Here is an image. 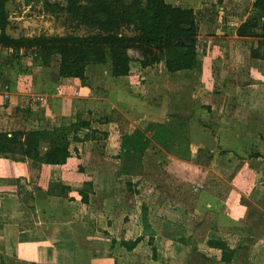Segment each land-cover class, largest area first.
I'll return each instance as SVG.
<instances>
[{"label":"crops","instance_id":"1","mask_svg":"<svg viewBox=\"0 0 264 264\" xmlns=\"http://www.w3.org/2000/svg\"><path fill=\"white\" fill-rule=\"evenodd\" d=\"M166 2L196 13L197 49L203 61L200 71L170 75L164 64L143 69L137 62L141 52L131 50L134 61L127 77L111 76L107 63L88 68L89 86L73 78L54 84L29 59L22 64L28 69L26 83L15 73L7 80L10 99L0 100V133L68 126L79 118L92 122L99 133L94 141L71 146L73 156L61 166L38 169L28 161L0 157V264H124L156 238L140 234L130 239L126 235V227H131L126 213L136 199L132 195H145L148 189L173 205L178 216L161 218L162 224L174 229L159 236L170 238L177 250L173 257L162 259V264H183L185 250L192 264H264V60L251 58L257 39L249 47L240 40L251 38L236 33L251 16L255 0ZM172 113L192 114L194 159L185 161L164 150H148L143 161L157 154L151 159L164 163L160 173L155 177L145 171L123 176L117 160L122 136L145 130L150 124H164ZM45 150L44 144L42 154ZM115 160L118 167L113 171L112 165L103 167ZM170 164L198 176L215 174L230 188L228 198L221 201L201 188L194 190L199 193L194 207L168 198L157 186ZM139 176L137 183L129 180ZM123 179L129 181V189ZM72 181L78 182L73 185ZM89 181L94 182V191L90 202L83 204L78 190ZM59 184L72 190L62 193ZM110 208L121 210L123 217L108 221L98 241L100 247L85 250L83 240L97 238L83 235L79 226L98 228ZM89 211L97 215V221L89 220ZM116 221L126 233L116 235L112 230ZM151 225L154 227L153 222ZM138 238L141 242L131 252L120 245ZM210 240L228 244L234 251L230 262H222V252L210 248ZM105 243L109 245L105 247ZM154 248V261L160 263V248Z\"/></svg>","mask_w":264,"mask_h":264},{"label":"trees","instance_id":"2","mask_svg":"<svg viewBox=\"0 0 264 264\" xmlns=\"http://www.w3.org/2000/svg\"><path fill=\"white\" fill-rule=\"evenodd\" d=\"M8 2L0 0V70L22 68V60L28 55L33 67L39 68L44 78L52 83L73 78L89 86L87 71L93 65L110 63L111 76H129L134 61L129 55L131 50L141 52L142 59L137 62L143 69L164 64L168 74L176 75L200 71L203 66L197 49L199 25L195 11L174 7L166 0H61V3L50 4V12L65 13L67 22L77 31L85 29V35L75 32L64 36L20 38H13L7 32L10 27ZM236 33L239 37L257 39V47L251 49V58L264 60V0H255L251 16ZM54 59L57 60L55 67L52 66ZM0 83L9 84L7 80ZM191 119L192 114L172 113L164 124H150L145 130L122 136L117 157L121 161V174L137 176L142 172L148 150H164L179 159L192 161ZM98 133L92 122L81 118L68 126L3 132L0 133V157L28 161L38 169L45 165L61 166L73 156L71 146L94 141ZM44 144L46 150L42 154ZM198 184L202 191L221 201L228 198L230 188L215 174L207 172L205 177L198 176L172 164L165 168L157 189L168 198L194 207L199 195L194 188ZM57 187L62 193L72 190L60 184ZM93 191L92 181L85 182L78 190L83 204L90 202ZM242 203L248 206L245 199ZM140 242L138 238L120 245L131 252ZM208 246L222 252V262H230L233 257L234 251L223 241L210 240ZM153 257L157 259L155 248Z\"/></svg>","mask_w":264,"mask_h":264},{"label":"rangeland","instance_id":"3","mask_svg":"<svg viewBox=\"0 0 264 264\" xmlns=\"http://www.w3.org/2000/svg\"><path fill=\"white\" fill-rule=\"evenodd\" d=\"M55 3H61V0H9L7 4V11H8L9 20H10V27L8 28V31H7L8 34L13 38L36 37L40 35L64 36V35L75 33V32H77L78 34L85 35L86 34L85 29L82 28L80 31H77V29L74 27L73 24H71L70 22H67L65 13L62 12L59 14H55V13L50 12L49 10L51 9L50 4H55ZM125 33H129V32L125 31ZM240 42H243V44H246L250 47V45H252L255 42V40L254 39H248V40L244 39L243 41L240 40ZM29 59L30 57L27 55V57L23 59L22 64H27ZM54 64H56V61H54ZM13 73L20 74L22 81L26 83L24 79L28 77V69H24V66L22 68H17V69L16 68L15 69L14 68L1 69L0 70V74H1L0 82L9 80V78L11 77ZM101 78L106 83V78H104V75H102ZM121 123L123 124L122 120H121ZM155 155H152V156H155ZM151 157L149 158V156H147L146 161L145 162L143 161V163L145 164V166H143V172L145 171V174L149 173L151 174L152 177H155L154 175L156 173L157 174L160 173L159 171L160 167L164 165V163H161L160 159L152 160ZM152 161H155V163H153ZM111 165H112V168H110V170L113 171L115 168L118 167V161L111 162V163L110 162L105 163L103 164V167L108 168V167H111ZM143 172H140V173H143ZM140 173L138 175H141ZM140 177L141 176L134 177L133 179H129V180L137 183ZM77 182L78 181L76 182L72 181L71 184L75 185L77 184ZM121 182L122 183L126 182L125 186L126 188L129 189V186L127 185L129 181H127V179H123V181ZM199 186L195 187L194 189L199 188ZM148 187L153 188L151 185H148ZM149 190L150 189L146 191L145 195H141V196L138 194L137 196L132 195L133 196L132 198L136 197L134 204H132L129 200L131 211L127 212L126 214L130 216L129 223L131 224H128V226H131V227H126L128 233H126V230L124 229V227H121L118 224V221H116L113 224L114 229L112 230H114L116 235L125 232L126 235L130 239L131 238L136 239L140 234H143V235L147 234V236L153 235L156 237L151 242V244L149 245L144 244V246H142L138 250V252L136 253V256L131 260L129 258V260L125 261L124 264H162V259H165L167 256L173 257V254L177 252V250H175V247L172 244H170V238H165L164 240H162V238L159 236V235L165 236L166 231L164 230L166 229L168 230L174 229L170 227V225L167 226V224H162L161 218L163 217L166 219V215H167L168 218H171L172 220H174L175 217H178L175 213L176 210L174 209L173 205L165 203V200L163 199V197L157 195L153 190L151 191ZM96 205L97 203L94 204L93 206H96ZM107 211H108V214H107L108 216L106 218V221L102 223L103 225L102 224L99 225L98 228L91 227V226L88 228L87 226L85 227L79 226L80 232L83 235H87L89 238H97L96 240L88 239L87 242L84 239L83 240L84 242L81 245H82V248H84L85 250H88V249L92 250L96 247H100L98 241L102 237L101 232H104L106 228H108L107 226L108 221L111 222L114 219H117L118 217H120L121 215V210H118L116 208H110V210L107 209ZM89 214H90L89 220L94 219L97 221L98 217L95 213H92L89 211ZM121 217H123V215ZM150 218H151V223L153 222L154 224V227H152L150 223ZM173 224L175 223L173 222ZM122 238H124V236H122L121 239ZM107 244L109 245V243H105V247L107 246ZM156 246L160 248V252H161V262L160 263L159 262L156 263L153 259V253H152L153 249L152 248ZM187 252L188 251L185 250V252L183 253V257L186 256L185 260L187 259L186 260L187 263L192 264L193 259L192 257L189 258V255L187 257V254H188ZM146 254H147V258L145 257ZM139 259L142 260V263H138ZM185 262L183 264H185Z\"/></svg>","mask_w":264,"mask_h":264},{"label":"built area","instance_id":"4","mask_svg":"<svg viewBox=\"0 0 264 264\" xmlns=\"http://www.w3.org/2000/svg\"><path fill=\"white\" fill-rule=\"evenodd\" d=\"M9 99H10V86L9 85L3 86L0 83V100L5 102V101H8ZM199 188H202V187L199 186ZM199 188H196V189H199Z\"/></svg>","mask_w":264,"mask_h":264}]
</instances>
